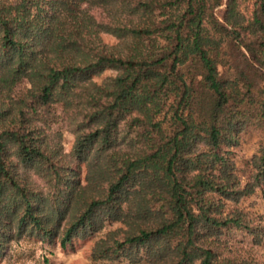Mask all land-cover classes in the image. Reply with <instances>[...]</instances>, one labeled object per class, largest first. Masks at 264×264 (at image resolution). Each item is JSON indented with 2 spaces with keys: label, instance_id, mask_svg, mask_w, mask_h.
I'll use <instances>...</instances> for the list:
<instances>
[{
  "label": "trees",
  "instance_id": "1",
  "mask_svg": "<svg viewBox=\"0 0 264 264\" xmlns=\"http://www.w3.org/2000/svg\"><path fill=\"white\" fill-rule=\"evenodd\" d=\"M247 126L264 0L249 20L236 0H0V255L99 234L94 260L264 264L227 237L264 235L240 207L264 198V135L244 174L231 158Z\"/></svg>",
  "mask_w": 264,
  "mask_h": 264
},
{
  "label": "rangeland",
  "instance_id": "2",
  "mask_svg": "<svg viewBox=\"0 0 264 264\" xmlns=\"http://www.w3.org/2000/svg\"><path fill=\"white\" fill-rule=\"evenodd\" d=\"M237 9L245 20L252 16L255 0H236ZM109 43H115L116 40L108 35L103 36ZM113 74L111 71H105L104 75ZM264 132L255 126H247L241 133L240 139L231 151V158L238 168L239 174H244L246 162L257 153L261 144ZM74 140L73 134L63 131V148L69 152ZM245 177L242 175V180ZM240 207L247 212L253 222L264 225V198L260 192H255L240 202ZM106 232L102 231L101 234ZM93 240H76L72 245L63 249L58 244L50 245L37 238L24 236L19 240H12L6 246L0 255V264H127L125 260L108 261L94 260L90 257V251L96 238ZM233 244L251 247V253L258 259H264V235L260 242L253 244V238L246 232L238 229H232L227 234Z\"/></svg>",
  "mask_w": 264,
  "mask_h": 264
}]
</instances>
